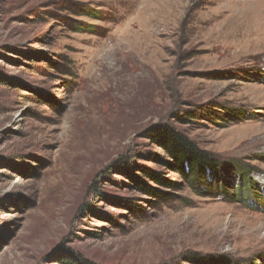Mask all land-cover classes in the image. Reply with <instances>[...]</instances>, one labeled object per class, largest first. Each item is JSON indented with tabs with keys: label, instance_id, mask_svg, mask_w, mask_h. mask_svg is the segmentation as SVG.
Returning a JSON list of instances; mask_svg holds the SVG:
<instances>
[{
	"label": "rangeland",
	"instance_id": "1",
	"mask_svg": "<svg viewBox=\"0 0 264 264\" xmlns=\"http://www.w3.org/2000/svg\"><path fill=\"white\" fill-rule=\"evenodd\" d=\"M263 1L0 0V264H264Z\"/></svg>",
	"mask_w": 264,
	"mask_h": 264
},
{
	"label": "trees",
	"instance_id": "2",
	"mask_svg": "<svg viewBox=\"0 0 264 264\" xmlns=\"http://www.w3.org/2000/svg\"><path fill=\"white\" fill-rule=\"evenodd\" d=\"M153 137L157 144L164 149L165 155L170 158V161L165 163L176 172H178L184 179L198 184H206L210 177L222 176L219 169L220 164L216 163L213 157L200 150L191 140L185 137L180 132L169 128L165 125L159 127L153 132ZM146 176H150L155 181L162 184H169L175 186L173 182L163 179L160 175L143 170ZM216 179V178H215ZM217 182V181H216ZM135 187L139 190L153 195L164 196L165 193L155 191L146 185L141 179H136ZM64 264H75L72 261H65Z\"/></svg>",
	"mask_w": 264,
	"mask_h": 264
},
{
	"label": "bare ground",
	"instance_id": "3",
	"mask_svg": "<svg viewBox=\"0 0 264 264\" xmlns=\"http://www.w3.org/2000/svg\"><path fill=\"white\" fill-rule=\"evenodd\" d=\"M260 4H262L264 6V1L261 2ZM254 30H255V32H252L253 34L250 33V35H249L252 38L250 41L248 51L245 54L246 57L247 56L248 57L256 56V55H259L260 53H262V51H264V25H262V26L260 25L259 27H257ZM242 45H244V44H242Z\"/></svg>",
	"mask_w": 264,
	"mask_h": 264
}]
</instances>
